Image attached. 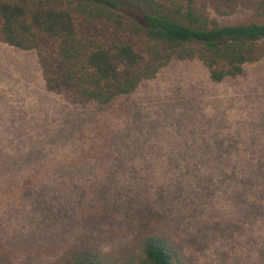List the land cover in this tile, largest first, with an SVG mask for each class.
Segmentation results:
<instances>
[{
  "label": "rangeland",
  "instance_id": "374dc122",
  "mask_svg": "<svg viewBox=\"0 0 264 264\" xmlns=\"http://www.w3.org/2000/svg\"><path fill=\"white\" fill-rule=\"evenodd\" d=\"M260 160L264 58L222 83L173 61L101 109L49 92L36 52L0 43V255L16 264L141 233L193 264H264Z\"/></svg>",
  "mask_w": 264,
  "mask_h": 264
},
{
  "label": "trees",
  "instance_id": "16d2710c",
  "mask_svg": "<svg viewBox=\"0 0 264 264\" xmlns=\"http://www.w3.org/2000/svg\"><path fill=\"white\" fill-rule=\"evenodd\" d=\"M0 43L36 52L49 92L104 109L173 61L199 60L215 83L242 75L264 58V0H0ZM255 168L264 227V160ZM50 264L193 262L176 242L141 233L110 249L75 243Z\"/></svg>",
  "mask_w": 264,
  "mask_h": 264
}]
</instances>
